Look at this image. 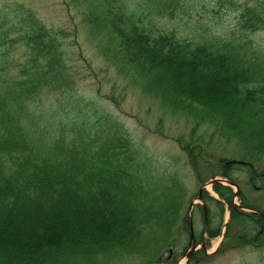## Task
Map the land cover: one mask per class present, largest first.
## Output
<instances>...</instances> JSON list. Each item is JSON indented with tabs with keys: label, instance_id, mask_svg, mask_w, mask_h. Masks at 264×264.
<instances>
[{
	"label": "trees",
	"instance_id": "obj_1",
	"mask_svg": "<svg viewBox=\"0 0 264 264\" xmlns=\"http://www.w3.org/2000/svg\"><path fill=\"white\" fill-rule=\"evenodd\" d=\"M203 2L63 0L80 20L73 34L31 12L0 15V264H78L100 255L156 264L188 229V175L177 160L158 161L138 145L108 108L77 94L78 79L89 75L111 84L104 97L118 109L131 89L158 102L150 130L159 136L169 137L168 119L183 120L173 139L197 183L206 181L204 169L236 184L234 174L247 173L264 188V47L252 38L264 31V5L220 0L236 18L218 34L213 21H202ZM163 19L193 27L169 31L159 28ZM80 33L106 69L98 73L80 45L81 76L68 49L79 42L65 44ZM18 45L29 51L24 64L11 58ZM110 69L117 82L100 78ZM48 90L57 96L44 107ZM215 146L220 156L207 159ZM214 190L232 212L221 249L264 247V218L234 209L231 188ZM205 197L217 210L215 238L224 204Z\"/></svg>",
	"mask_w": 264,
	"mask_h": 264
},
{
	"label": "rangeland",
	"instance_id": "obj_2",
	"mask_svg": "<svg viewBox=\"0 0 264 264\" xmlns=\"http://www.w3.org/2000/svg\"><path fill=\"white\" fill-rule=\"evenodd\" d=\"M220 0H204L203 3L198 4V11L202 15V21H213L214 27L217 30L218 34L226 32L229 28H232L235 25L236 13L235 9H232L231 6L223 5L218 7V2ZM239 5L249 4L253 5L254 3H262L264 5V0H234ZM206 9L208 13L205 14ZM9 10H18L24 13L31 12L35 18L41 21L47 28L53 30H66L70 34L74 33V27H81L78 17L72 16L69 14L67 8L64 6L62 0H0V15H6ZM216 11V13H214ZM219 12V14L217 13ZM20 15V14H19ZM8 18H14L13 14H9ZM198 20L194 21L197 22ZM77 24V25H76ZM159 28H164L166 30H175L179 33H188L192 30V27L186 26L179 19L170 20L163 19L158 22ZM252 38L264 47V31L258 32L252 35ZM77 40L79 43L76 46H70L75 43ZM66 46H70L68 49L73 53V62L75 67L79 68L81 76H84V71L81 69L82 62L78 61L79 59V47L81 49L85 58H87L93 65V67L99 73L100 70L106 69V64L104 61L97 55L92 46L85 40L84 36L80 38L70 37L65 42ZM11 58L16 63L24 64L29 58V51L23 45H18L14 48ZM17 67V65H16ZM82 70V71H81ZM104 74V73H103ZM107 78H110L112 83L117 82L115 77V71L110 69L105 74ZM92 77H87L83 80H79L76 85V90L78 95H82L87 99L97 100L102 106H105L109 109L125 126L128 128L133 138L138 145L144 147L148 152L158 161L165 162H175L172 159L177 160V167L182 168L184 173L188 175L187 184L190 188V200L198 194L201 184L195 181V179L188 174V169L186 167L185 156L180 152L177 144L175 143L173 137L178 133L185 131L186 126L183 120L175 119V117L170 118L166 122L165 131L169 134V137L165 138L159 136L152 132L155 124L158 121L160 115L158 106L159 103L155 101H150L145 98L139 91L136 89H131L128 91L127 96L125 97L121 110L117 109L114 105L109 103L102 95L97 94L99 88V81L94 75ZM103 76V75H102ZM122 84L124 81L119 80ZM110 85L105 84L103 87L104 93L110 92ZM45 102H43L44 107H47V102L51 99L56 98L57 93L53 90H48L46 93ZM217 144V143H216ZM220 146H215L214 148H209L206 155L207 159L216 160L217 156H220ZM229 150L231 148L229 147ZM260 168H263L261 166ZM212 170H202V175H204L205 180L211 178ZM235 177L239 179V182L242 186V191L245 198L250 202V204L256 208L264 209V189L260 188L259 185L249 184V175L247 173H236ZM209 196L215 195L213 188H208ZM239 204L241 203L240 199H235ZM208 206L212 209V203L209 201ZM214 208V206H213ZM194 227L195 233L197 236L201 234L204 230L205 225L203 223V217L200 214L198 208H195L194 214ZM229 213H224V221L228 219ZM216 218V216H215ZM216 223L215 222L213 224ZM216 225V224H215ZM222 228V236L213 239L211 241H206L207 243V257L202 256V264H264V249H253L249 247L239 248L236 246L226 247L219 250L220 245L223 240V235L226 231L225 224ZM188 236L187 233L183 232L177 238L178 242V251L180 252L178 260H181V252L184 250L185 245L188 246ZM207 236L205 235V240ZM215 250H218L217 253L211 255ZM185 252V251H184ZM183 253V252H182ZM168 255V252L165 254V257ZM104 258L98 257V264L104 263ZM113 259V257H112ZM146 258H139L138 256L132 257H122L116 260L111 261V264H146ZM78 264H92V261L88 259L81 260Z\"/></svg>",
	"mask_w": 264,
	"mask_h": 264
},
{
	"label": "water",
	"instance_id": "obj_3",
	"mask_svg": "<svg viewBox=\"0 0 264 264\" xmlns=\"http://www.w3.org/2000/svg\"><path fill=\"white\" fill-rule=\"evenodd\" d=\"M218 182H219V180H216V179H215V180H212L209 184L212 185V184H215V183H218ZM228 183H229V182H228ZM229 184H231V183H229ZM200 194H202V191L200 192ZM193 238H194V237H193V235H192V239H193ZM195 249H196V247L193 248V251H194ZM190 256H191V254H188V255H187V258L189 259Z\"/></svg>",
	"mask_w": 264,
	"mask_h": 264
},
{
	"label": "flooded vegetation",
	"instance_id": "obj_4",
	"mask_svg": "<svg viewBox=\"0 0 264 264\" xmlns=\"http://www.w3.org/2000/svg\"><path fill=\"white\" fill-rule=\"evenodd\" d=\"M169 262L172 264V263H175V264H178V260L177 259H175V255L174 254H171L170 256H169Z\"/></svg>",
	"mask_w": 264,
	"mask_h": 264
}]
</instances>
